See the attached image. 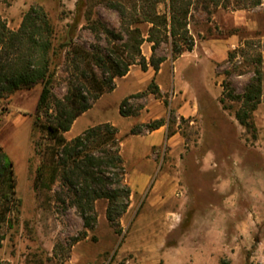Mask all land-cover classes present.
Returning <instances> with one entry per match:
<instances>
[{"label":"rangeland","instance_id":"374dc122","mask_svg":"<svg viewBox=\"0 0 264 264\" xmlns=\"http://www.w3.org/2000/svg\"><path fill=\"white\" fill-rule=\"evenodd\" d=\"M124 1L131 6V0ZM156 1L137 2L142 6ZM262 2L252 9H238L215 8L206 0H196L189 15L193 50L174 58L170 40L164 42L157 55L166 61L157 74L152 67L143 72L139 65L132 66L130 76L115 79L114 90L104 93L64 134L70 140L112 118L121 129L127 128L134 120L120 115L122 101L146 91L155 79L160 96L132 97L126 109L142 107L140 119H147L149 111L143 108L149 105L154 111L161 101L160 111L166 110L160 118L166 122L165 134L162 143L147 153L139 139L150 131L142 130L134 138L119 134L122 140L135 142L124 155L126 181L132 189L130 210L118 227L107 220L106 200L96 202L97 220L86 230L60 183L52 185V190L34 188L37 169L48 161L52 144L47 132L35 127L43 85L5 94L0 99V145L14 163L20 204L0 244V263L167 264L163 252L182 246L183 252L169 254L173 264H191L189 255L193 258L198 253L215 256L208 264H264V65L261 103L251 116L254 128H247L235 118L241 104L230 95L243 94L257 70L243 55L230 57L238 46H222V40L236 34L240 43L255 41L261 45L259 51L264 49ZM167 5L168 0L159 3L158 11ZM205 5H210V12ZM32 7H42L53 26L58 50L53 93L60 99L67 94L73 67L71 48H62L67 36L73 46L104 54L127 39L119 14L102 0H1L0 15L10 29L18 30ZM235 13L242 26H234ZM98 22L121 32L123 40L107 37L103 29L93 31ZM139 26L147 36L150 25ZM142 53L150 59V43L142 45ZM256 53L248 50V54ZM196 99V115L179 112V107ZM148 158L154 160L151 176L140 187L137 173L148 170ZM175 222L179 224L173 226ZM85 230L87 237L74 243ZM221 237L226 239L222 246Z\"/></svg>","mask_w":264,"mask_h":264},{"label":"trees","instance_id":"16d2710c","mask_svg":"<svg viewBox=\"0 0 264 264\" xmlns=\"http://www.w3.org/2000/svg\"><path fill=\"white\" fill-rule=\"evenodd\" d=\"M102 1L108 9L119 14L121 32H125L127 39L121 45H115L110 53L104 54L100 50L89 53L73 46L72 39L67 36L62 48H71L68 54L73 56V67L67 83V94L63 99L53 93L58 50L54 45L53 26L45 10L42 7L29 9L18 30L10 29L0 15V99L17 90L43 85L36 109L35 127L47 132L52 144L48 161H43L37 169L34 188L52 190V185L60 183L68 193L70 205L79 211L86 230L92 229L97 220V201H107V220L117 227L130 206L132 189L126 181L122 140L118 136V129L108 122L92 126L70 140L64 134L104 93L113 91L115 79L126 76L132 66L139 65L143 72L152 67L157 74L161 64L166 61V57L157 55V50L164 42L170 40L174 58L185 51H192L195 45L189 29V15L196 0H168L164 11H158L157 5L167 0H157L152 5L144 3L142 6L138 5L139 0H131L130 7L124 0ZM206 1L215 8L232 5L238 9H252L263 3L262 0ZM204 9L210 12V5H205ZM142 24L150 25L147 36L140 30L139 25ZM91 28L95 32L103 29L109 38H124L121 32L109 29L103 22ZM145 42L151 44L152 55L149 60L142 53ZM258 47L261 45L255 41H244L230 55L234 57L240 54L249 58L248 62L257 70L256 77L250 81L243 94L230 95L231 100L241 104L235 112V118L247 128H254L251 116L262 98L264 49L259 51ZM248 50H256L257 53L251 55ZM147 94L160 96L154 78L146 91L122 101L120 114L124 117L136 116L142 107L126 109V106L132 97ZM43 117L46 122L42 121ZM165 124L164 119H156L135 126L129 134H139L142 130L152 132ZM16 184L14 163L0 145V244L12 228L11 216L20 204ZM86 230L73 242L86 238Z\"/></svg>","mask_w":264,"mask_h":264},{"label":"crops","instance_id":"0c3cea01","mask_svg":"<svg viewBox=\"0 0 264 264\" xmlns=\"http://www.w3.org/2000/svg\"><path fill=\"white\" fill-rule=\"evenodd\" d=\"M233 18H234V26H242L243 25V22H242V20L239 19L240 17L237 15V13H235ZM240 44H241L240 39L236 34L230 35L227 39L222 40V46L227 47V48H229V47L235 48L236 46H239ZM130 74H131V71H129V73L122 78H128L130 76ZM161 104H162L161 101H158L157 104L154 105V111L151 110V106H149V105H146L143 108L144 112L149 111V117L147 119H145V118L140 119L143 117L142 113H141L142 109L139 111V113L136 116L124 117L120 114L123 118H125L127 120H134L125 129H121L119 124L116 121H114L113 118L106 120L105 123L108 122V123H111L112 125H114L118 129V136H119V134L125 135V134L129 133L131 131V129L134 128L138 124H143V123L145 124L151 120H156V119L162 118L165 115L166 110L164 111V113H162V111H160V110H162V109H160V108H162ZM179 112L181 114H186V115H190V116L196 115L199 112L198 100L196 101V103L184 104L183 106L179 107ZM165 129H166V124L164 126H162L161 128L154 130L152 132H148L147 134H143L142 137H140L141 139H139V140H140V143L142 144V147H143L145 153L150 151L154 146H158L162 143L163 138H164V134H165ZM131 136H132V138L137 137V135H131ZM119 138L122 140L121 137H119ZM132 142H135V140L134 139H131V141H128V139L122 140L121 152H122L123 159L125 158L124 155H126V153L129 154V152H131L129 149H130V144ZM147 160H148V162H147L148 170H139L137 173L136 184L139 185L140 187L145 186L147 184V182L149 181L150 176H151V173H150L151 167L154 165L153 159L148 158ZM129 210H130V208H129ZM176 222L174 223L173 226H176L179 224ZM238 228H241V227L239 226ZM222 244H226L225 237H221V239H220L219 245L222 246ZM179 252H183L182 246H173V247L169 248L168 250H165L163 252V254L161 255V257L166 261L167 264H173L170 260L169 254L179 253ZM204 254L205 253L195 254L193 256V258H191V256L189 255V262L191 264H208V262H210L211 260H215V256L213 254L206 253V254H209L210 256H205ZM219 254L220 253H218L217 256H219Z\"/></svg>","mask_w":264,"mask_h":264}]
</instances>
